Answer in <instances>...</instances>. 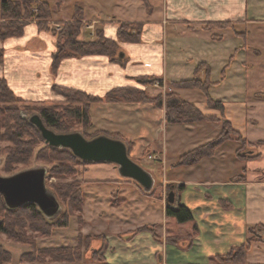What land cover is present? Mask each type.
<instances>
[{"label":"crops","instance_id":"obj_1","mask_svg":"<svg viewBox=\"0 0 264 264\" xmlns=\"http://www.w3.org/2000/svg\"><path fill=\"white\" fill-rule=\"evenodd\" d=\"M147 1L150 12H146L145 7L142 9L140 0L70 2L81 10L82 21L93 25L91 30L84 26L88 37L82 33V38L87 41H94L96 29L104 37L116 40V30L121 22L142 23L139 43L118 42L121 55L126 59L123 65L111 61L106 55H85L63 58L53 71L54 38L30 22L25 25L21 36L0 40L3 53L0 78L6 81L17 97L38 102L58 98L52 90L53 86L103 97L113 88L144 90L148 85L145 82L155 77L166 88L170 82L192 78L195 68L204 64L210 69V82L215 83L210 86L209 95L213 100L222 102L223 117L248 142L264 141L263 132H259L263 139H249L255 134V128H250V124L256 123L257 128L260 120L252 116L256 107L253 103L260 101L262 104L264 92L256 91L257 100H253V103L249 100V93L255 91L247 85L245 66L250 64L239 63L237 59V54L249 49L248 46L244 42L240 44V37L234 35L231 28L203 29L206 23L217 22H230L232 25L237 22L241 26L250 19L247 0ZM57 19L55 22L70 20ZM259 21L263 22L264 18ZM212 35H218L221 39H213ZM226 65L225 78L220 81V72ZM237 67L239 72L235 71ZM173 90L183 100L195 105L203 115L220 117L218 110L207 107L205 97L198 89ZM148 93L153 97L159 94V90L150 87ZM90 114L102 132L118 133L137 146L162 149V159L168 152L171 160H174L209 142L220 131L216 122L167 123L163 108L144 102L100 101L90 107ZM220 148L221 145L212 157H204L196 164L183 165L186 171L182 179L163 176L159 181L161 186L157 185L158 189L175 193V207L179 203L190 210L193 221L186 222L190 225L189 231L176 237L166 235L165 230L157 241L147 232L132 234L134 229L143 225L137 226L119 235L117 249L107 238L109 248H113L104 254L107 259L109 253H113L108 264H215L213 256L224 255L230 248L245 243L249 226L264 225V176L260 178L264 170L250 168L252 161L237 159L239 163H234L241 170L245 167L248 171L246 176L239 174L244 176L243 180H235L234 176L238 174L229 172L233 160L231 163L228 161L230 165L224 164L226 160L223 159L227 156L223 154L224 148ZM237 148L231 150L233 158ZM263 151L264 148L257 160L264 157ZM132 152H137L135 147ZM113 178L116 179V176ZM117 182L121 186V181ZM128 184L132 192L139 190L138 187L133 188L132 183ZM158 189L155 188V191ZM162 202L160 223L167 224L170 217H166ZM152 223L157 225L159 222ZM171 236L185 238V248L181 244L184 241L167 242L166 238ZM244 264H264V243L251 244Z\"/></svg>","mask_w":264,"mask_h":264},{"label":"rangeland","instance_id":"obj_2","mask_svg":"<svg viewBox=\"0 0 264 264\" xmlns=\"http://www.w3.org/2000/svg\"><path fill=\"white\" fill-rule=\"evenodd\" d=\"M41 1L47 3L50 8V19L46 21V24L50 27L52 31L56 33H59L63 29V23L65 21L55 22V19L57 18H55L54 16H57L59 20H69V18L71 20L74 14V10L76 8H79L77 6L73 7L72 3H70L74 0ZM247 2V12L249 16L248 18H250L251 20L249 19L244 24H241V26L238 25L237 22H234V24L231 26V30L234 29V31L238 33L244 32L245 39L242 40L241 38H239L240 42H242L239 43L243 45L244 42L245 45L249 48L247 50H244V52L238 53L237 59L239 63L242 61L246 62L247 64H250L249 66L245 67L247 68L246 79L248 88H250L251 90H255L249 93V100L253 103V100H257V94L255 92H264V21H259L264 18V0H247ZM32 7L35 9L34 5ZM142 9H144V5L142 6ZM32 12L34 14L36 13V11H34L33 9ZM58 12L59 14L57 15ZM2 22L3 20L0 19V23ZM22 22L27 24L30 22L36 23L34 19L24 20ZM80 23L82 24L80 38L83 41H87L82 38V33H84L85 36L88 37V32L84 30V26L86 25V29L91 30L93 29V25H91L92 23H84L82 21V17L80 19ZM96 26L97 25H95V27ZM97 31L99 30L96 29L94 31L95 41L98 40V36L96 35L98 33ZM48 33L52 35L51 32ZM53 38L56 47V37L53 36ZM120 54H122V52ZM239 63L237 62L238 65ZM237 68L238 69H235V71L239 72V67ZM145 83L148 84L146 88L144 90L140 88L142 91H144V94L146 96L145 98L148 99V97H154L156 101L153 103H144H150L153 106H159L160 108H163L164 115L165 106L167 102L182 99V97L178 93L174 92V87L172 86L171 82L166 85V88L164 87V85H162L161 81H157L154 79H149ZM150 87L159 90V94H156L155 96L151 97L148 93ZM54 92L56 95H58L57 99L38 102L21 99L13 93L15 98L14 102L11 105L15 109H17V116H20L19 113H22L23 108H25L26 105H29L31 108L34 107V110L32 111L33 113L31 112L32 114L28 116H24L23 114H21L20 117L22 119H29V117L34 114L38 115V112H36V110L39 107L52 108V110L56 113L61 115L63 114V119L61 123L62 127H65L66 130L57 131L55 129H51L56 133L77 132L80 133L86 139H90V137L94 135H103L109 138L113 137L112 139L122 141L125 144L127 155L129 156V158L136 164L141 166L144 170L148 171L156 183H153L151 190L148 193H145L132 180L120 177L118 175L117 168L114 164L86 163L73 156L67 149V151H60L59 153L52 155L49 149H47L44 141L40 139L37 140V138L34 139L36 140V143L33 148V153L30 156L28 165L24 167V165L22 164H15L13 165V169L8 172L4 168L2 159H4L6 155L5 149L11 147L12 143L7 138H2L0 140V175L9 176L12 173L14 174L24 169L37 167L44 168V183L46 189L56 198L59 204V211L57 212L59 214L58 217L53 222L45 221L49 225L47 226L48 228H45L42 227V223H44L43 221H28L24 219V217L22 216L23 214L21 212H9L2 205V202H4L3 199H0V221H3L9 233L17 238V240H15L10 238L8 235L0 233V246L8 250L12 257L11 262L7 264H32L21 260V255L30 250V247L23 242L30 240L36 245L37 249L44 247H70L79 248V251H81L82 253L81 260L76 262L68 263L46 260V263L94 264L93 261L90 259V252L87 249L85 250L86 243L90 244V249H93L97 248L100 245V239L108 238V241L112 243V246H115L117 249L116 244L119 240V235L122 236L121 234L123 232L142 225V227L151 226L154 234L158 237L161 234H165V230L166 235L171 234L176 237L188 232L190 229L189 224H176L175 220L172 218H168L167 224L160 223V209L162 207L161 201H163L162 203L164 205V208L168 206L165 202L167 192L165 191V189H158L159 187H157V185H160L159 181L162 180L163 176L167 179L168 177L174 179H182V175H185L184 172L186 171V168H182V165L180 163L182 155H184L186 152L181 154L174 160H171V154L169 155L167 152L165 158L162 159V149L157 150L156 148L150 147L148 145L137 146L134 145L132 141L127 140L125 137H122L118 133L102 132L100 129H98L90 114V107L99 103V101H92L91 98L83 96L82 94H70L69 96H73L74 98V100L71 101L69 97L66 98L64 94L57 91ZM259 97H262V95ZM84 104L88 105L89 107L88 114L90 118L89 120L91 121V126L82 131L81 124L76 123V120L71 119L65 113V110L68 107H81ZM253 104H256V107H254L255 110L252 116L260 120L258 125L259 127L257 128L255 127L257 126L256 123L250 124V128H255L253 129L255 131V134L253 136H249V139L258 140L262 138L260 137L259 132L264 133V120L263 122H261V119L264 118V100L262 101V104L260 101H254ZM208 117H214L217 119V121L214 120L205 122H216L217 126L220 127V133L225 118L222 116L220 118L219 116L214 115H209ZM177 123L175 122V124ZM0 133H4V129L2 127H0ZM214 138H216V136L213 137V139ZM250 143L255 144L256 142ZM237 146L239 148L240 144L235 137H232L230 140H227L221 144L220 149L224 148L223 154L227 156V158L225 157L223 159L226 160L224 161V164L230 165L232 160V164L234 163V161H236V163H239L238 160L241 159L236 156L235 152L234 159L233 153L231 151ZM133 147H135L137 152H132ZM247 149L248 148H243L242 153L246 154ZM215 150L212 153V156L215 155ZM228 161L230 162L229 164ZM249 167L252 169L259 170V168H261L264 170V157L260 160L252 161L249 164ZM247 171V168L245 169L244 167L241 170V167H238V164L235 163L233 165H230L229 167V172L238 174L234 176L235 180H243L244 176L239 174L243 173L246 176ZM114 175L116 176L117 180L121 181V186L117 182V180L113 178ZM263 176L264 173L261 174L260 178H263ZM125 181H127V183ZM128 183H132L131 186L134 185L133 188L136 189V187H138L139 190L136 189L135 192H132L129 187L130 184ZM71 185L77 186L81 191L80 193H82L80 195L81 204L80 208L78 209V206L76 205L77 202L75 200V195L72 194L73 192L71 190L68 192V190L70 189L69 187ZM120 188H122V190H120ZM155 188L158 190L155 191ZM160 193L162 195H160ZM150 197L157 201L153 200ZM168 207H171L173 209L175 208L174 205ZM61 221H66L67 227H55L56 225H59ZM152 222L159 223L157 225H154V223ZM31 228H33L34 230H31ZM37 229L39 230V232L35 231ZM137 229H141V227L134 229L133 232H135ZM140 232H147L151 235V231L149 230H141ZM255 234L262 235L263 233L255 231ZM184 239L185 238H182L181 242H183ZM181 244L182 246H184L182 248H185L186 242L184 241ZM105 250L111 251L113 250V248L110 249L109 244L107 243V248ZM112 255L113 253H109L108 258L106 259V263L108 260H110L109 257L111 258ZM35 263L41 264L40 262Z\"/></svg>","mask_w":264,"mask_h":264},{"label":"trees","instance_id":"obj_3","mask_svg":"<svg viewBox=\"0 0 264 264\" xmlns=\"http://www.w3.org/2000/svg\"><path fill=\"white\" fill-rule=\"evenodd\" d=\"M146 12L151 11L150 4L147 0H140ZM34 5L35 9L32 7ZM32 9L36 11L34 14ZM0 19L3 20L0 23V40H5L11 37H19L23 34L24 27L27 23H23L24 20L34 19L36 21L37 29L40 31L51 32L52 36L56 37V51L53 55L51 62V68L53 71L56 70L59 62L66 57H79L85 55H106L108 58L120 64H124L126 59L124 56L120 57L121 52L118 42H131L139 43L141 41L142 34V23H130V22H121L116 30V41L108 39L102 35L100 31H97L98 40L94 41H83L81 40V31L82 24L80 23L81 19V10L76 8L74 14L70 21L63 23V29L56 33L50 29L46 24V21L50 19V8L47 3L42 2L41 0H0ZM5 20V21H4ZM231 23H207L203 28L206 31H210L214 28L224 29L231 28ZM234 31V29H233ZM234 34L237 37H240L242 40L245 39L244 32H235ZM213 39H221L218 35H212ZM3 53L0 50V63H2ZM230 57L229 60H231ZM228 67L226 65L223 67L220 72V81L225 78V69ZM210 69L204 64L198 65L193 73V77L190 79L181 80L179 82H172L174 88H189V89H198L205 97V103L207 107L216 109L223 117L224 108L221 101L213 100L209 95V88L215 83H211L209 80ZM157 80V78L151 77L150 80ZM160 81V80H157ZM53 91L60 92L69 97L71 101L74 100L73 96L70 94H82L88 98H91L92 101H105V102H155L156 99L149 98L146 99L144 91L138 88L133 87H119L113 88L108 91L103 97H95L85 94L73 89L62 88L53 86ZM13 92L8 87L6 81L3 78H0V127L4 129V133H0V140L2 138H7L11 141L12 146L5 149V158L2 159L4 168L10 172L13 169V165L22 164L25 166L28 165L30 156L33 153V148L35 146L36 140H42L37 129L29 123L28 119L21 118V114L28 116L32 114L34 107L26 105L23 108L22 113H19L20 116H17V109H15L11 104L14 102ZM69 101V100H67ZM32 112V113H31ZM36 112L38 116L42 119L45 126L52 130H66L65 127H62L63 114H58L48 107H39ZM89 107L88 105H82L81 107H68L65 110V113L73 120H76V123L81 124L82 131L91 126V121L89 120ZM165 120L167 123H190L198 121H214L217 119L214 117H208L203 115L199 109L181 99L167 102L165 106ZM98 135L91 136L90 139ZM232 137H235L239 142L240 146L235 150L236 156L245 161H254L261 157V150L264 148V141H258L255 144L248 142L237 130L232 127V124L228 120L223 121V126L221 132L209 142L200 145L188 152H186L181 157V165H191L196 164L200 159L204 157L212 156L214 150L220 146L223 142L230 140ZM113 138V137H110ZM47 149L55 155L60 151H67L66 149L53 148L46 145ZM248 148L247 153L243 154L242 149ZM64 172V171H62ZM68 172V171H67ZM12 173V172H11ZM13 174V173H12ZM66 174V173H65ZM76 197V205L80 208L81 191L75 185L69 187ZM154 194V193H152ZM74 197V198H75ZM2 200V196L0 195ZM2 202V201H1ZM2 205L9 212H21L24 219L28 221L40 220L43 221L42 227L48 228V223L45 221L53 222L58 217V213L52 218H46L38 210L36 205L32 203H25L18 208L9 209L5 206V203L2 202ZM166 217H170L175 220L178 224H183L186 222L193 221L192 214L190 210L182 205L177 204L173 209L171 207L165 208ZM52 224V223H49ZM41 226V225H40ZM55 226V225H52ZM55 227L65 228L67 227L66 221H61L59 225ZM31 230H34L31 228ZM149 230L151 231L152 237L159 241L160 239L153 232L152 227L144 226L141 229H137L132 234H137L140 231ZM195 230V228H194ZM39 232V230H35ZM255 231L264 234V225L257 224L251 225L247 228V239L245 243L230 248V250L224 255H215L212 257V260L215 264H244L246 252L250 249L252 243H264V235L255 234ZM0 233L8 235L10 238L17 240L16 237L11 235L7 230V227L3 221H0ZM47 234V233H46ZM182 238L178 237H167L166 241L169 243H178L181 242ZM30 247L28 252H25L21 255V260L24 262L35 263L40 262L44 263L46 260L56 261V262H76L81 260L82 253L79 251V248H70V247H50V248H36V245L30 240L25 241ZM107 248L106 238L100 239V245L97 248H91L90 244H85V250L87 249L90 252V259L94 264H108L105 259V249ZM11 254L8 250L0 246V264H7L11 262Z\"/></svg>","mask_w":264,"mask_h":264},{"label":"water","instance_id":"obj_4","mask_svg":"<svg viewBox=\"0 0 264 264\" xmlns=\"http://www.w3.org/2000/svg\"><path fill=\"white\" fill-rule=\"evenodd\" d=\"M28 121L37 129L46 145L67 149L86 163L114 164L120 177L132 180L145 193L151 190L154 183L151 174L129 158L122 141L103 135L86 139L77 132L56 133L47 128L36 114L30 116ZM44 180L45 169L41 167L24 169L9 176L0 175V195L5 206L15 209L25 203H32L44 217L52 218L59 211V204L47 191ZM165 202L168 206L174 205L173 191L167 192Z\"/></svg>","mask_w":264,"mask_h":264}]
</instances>
